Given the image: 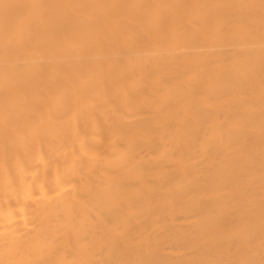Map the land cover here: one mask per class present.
Returning a JSON list of instances; mask_svg holds the SVG:
<instances>
[{
    "label": "bare ground",
    "instance_id": "bare-ground-1",
    "mask_svg": "<svg viewBox=\"0 0 264 264\" xmlns=\"http://www.w3.org/2000/svg\"><path fill=\"white\" fill-rule=\"evenodd\" d=\"M0 264H264V0H0Z\"/></svg>",
    "mask_w": 264,
    "mask_h": 264
}]
</instances>
